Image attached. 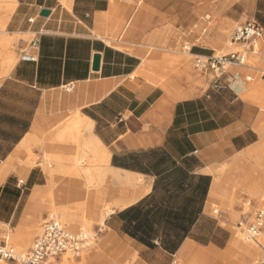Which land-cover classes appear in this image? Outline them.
<instances>
[{"label":"crops","instance_id":"1","mask_svg":"<svg viewBox=\"0 0 264 264\" xmlns=\"http://www.w3.org/2000/svg\"><path fill=\"white\" fill-rule=\"evenodd\" d=\"M240 8L237 17H219L217 35L185 53L195 73L212 75L195 70L194 57L222 54L233 25L254 21L264 34V0H243ZM128 12L116 0H0V39L15 43L18 57L0 79V235L34 230L67 196L85 197L90 181L94 218L105 206L111 212L95 225L96 248L77 264L133 256L142 264H252L258 253L227 229L244 207H224L219 195L222 184L260 177L254 161H245L259 143L260 102L250 97L243 72L224 74L218 87L212 75L203 89L185 68L176 83L178 74L165 77L166 55L132 41L149 36L152 17L133 9L125 18ZM35 38L38 46L28 48ZM24 49L35 61L21 60ZM84 156L91 164L75 163ZM88 166L86 179L64 169ZM247 193L260 194L255 187Z\"/></svg>","mask_w":264,"mask_h":264},{"label":"rangeland","instance_id":"2","mask_svg":"<svg viewBox=\"0 0 264 264\" xmlns=\"http://www.w3.org/2000/svg\"><path fill=\"white\" fill-rule=\"evenodd\" d=\"M118 4H128L129 6V12L125 18L128 17L130 12L135 9L136 13L135 16L141 11L142 14H147L152 17L151 21L149 22V28L148 32H150L149 36L145 37L142 40H139L137 37H133L132 41H136L133 43L142 44V45H150L153 47H156L160 53L166 55V59L169 60L173 65H168V68H170L171 72L170 75L178 73H182L184 70V65H189L191 67V71H188L189 77L195 78L198 83L197 86L201 89L206 87V84L209 80H212V75L209 73L206 74H200L199 72L195 73L192 70V57H188L189 54H186L188 52V49L191 47L192 43L194 42H203L206 38L212 37L213 35H217L218 33V25L217 21L219 17H228V18H234L240 15L241 12V6L243 0H141L140 3H138L139 0H116ZM145 6V8H144ZM141 9H144L143 11ZM134 16V17H135ZM205 17H210V22L212 23L210 27L208 26L209 21L205 20ZM248 21H243L241 24L233 25L228 32L224 36V43L228 45L230 44V38L233 33V31L238 28L240 25L244 24ZM121 24L115 25V33H118L120 31ZM123 26L129 25L128 22H123ZM196 28H195V27ZM206 32L204 33V31ZM29 38L24 39V41H28ZM232 49L228 51H223L222 54H216L215 55H225L230 52L240 50V47L237 45H231ZM15 43L11 44L10 42L4 41L0 39V67L5 64L7 59H16L18 58L15 54ZM264 51L262 46V39L258 43L256 54L255 55H248L246 60V68H230L226 72V74L229 73H236V72H243L244 81L249 85V92L250 97L254 90L259 91L261 94L258 96L260 98H254L257 102H260L261 115V128L259 131V143L257 146L262 149L261 152H263L264 148V135L261 137V133L264 131V84L261 83L260 80V73L264 71V64L259 63V57L261 53ZM6 74L0 73V79L5 77ZM183 77V76H180ZM178 78H173V82L176 83ZM250 80V81H249ZM248 81V82H247ZM262 87H259L261 86ZM263 100V101H262ZM263 154V153H262ZM253 158H246L245 161L253 165H255L254 175L260 174V177L253 180V182H241L238 184H232L228 186V184H222L224 187V190L219 195V201L222 202V200L225 202L224 207H230V204L236 203L237 205L241 206L243 205L244 211L241 219L239 217L236 218L233 228L227 227V229L234 234L239 240L245 241V235L243 231V227L240 230L236 229V223H239L240 220L243 219H250L255 212L257 206L260 203V200L264 198V155L262 156V163H256L255 157ZM50 158V156H48ZM84 162V164H91V161L87 160V156H84L81 160H75L76 164H81ZM252 163V164H251ZM46 164V162L44 163ZM44 168V166L42 167ZM55 168V167H53ZM61 168V167H58ZM64 168V167H62ZM61 168V169H62ZM64 169H69L71 171V174H80L85 179L90 177L91 174V167H68ZM78 170V171H77ZM228 169L225 167L223 169H220L217 174L222 176L227 172ZM20 179L23 180V176L20 175ZM91 179V178H90ZM89 182L84 183V194L85 197L79 198V200H74L69 198L66 199V205H63V207L54 208L51 211L48 212V215L55 216L59 219L62 224L69 227V225L75 221L70 219L71 216L69 215H75L79 216V220L76 221L77 224L82 226L83 228H79L76 230H73V232L78 231H84L88 232L90 234L94 233L95 225H101V222L98 220V216L94 218V211L92 206V199L90 198L91 195V185H88ZM227 187L229 188V191L227 190ZM250 187H255L258 189L260 194L256 198L249 197L247 193V189ZM58 187H56L57 189ZM60 193H64V189L60 190ZM225 194V195H224ZM63 199V198H62ZM63 201V200H61ZM65 202V201H63ZM250 203V205H249ZM60 206V205H59ZM66 206V207H65ZM109 207L105 206L102 208L103 212L100 216L104 214L106 210H108ZM213 210L220 213L222 211V207L220 205L214 206ZM240 214H238L239 216ZM81 217V218H80ZM98 218V219H97ZM68 219V220H67ZM251 220V219H250ZM249 220V221H250ZM42 220L36 225L35 229L32 231H27L24 233H21L19 235H12L10 232H4L0 235V244L2 242H7V244L14 248L16 252L19 254L26 253L29 248L31 247L34 239L40 234ZM87 225V226H85ZM8 235H10V240H8ZM11 236L16 238V242L21 243L18 245V249L15 246V243L11 239ZM27 240V241H25ZM25 241L24 243H22ZM264 236L258 237L255 242L253 243H247L250 249H253L258 253V257L256 261H254L252 264H260L262 259V247L264 246ZM96 248L95 244H91L89 249L81 254L79 259H74L68 256H65L61 258L60 260H57L53 262L52 264H77L78 261L85 262L87 258L89 257L90 253ZM117 264H131L130 261L124 260L122 258L116 260Z\"/></svg>","mask_w":264,"mask_h":264},{"label":"built area","instance_id":"3","mask_svg":"<svg viewBox=\"0 0 264 264\" xmlns=\"http://www.w3.org/2000/svg\"><path fill=\"white\" fill-rule=\"evenodd\" d=\"M262 34L263 30L258 24L254 21L246 22L236 28L230 38L231 44L239 46L240 50L225 55L196 56L193 62L195 70L211 72L214 77V85L218 87L221 77L226 74L228 69L244 67L248 55L256 53L258 41ZM37 46L38 40L35 38L29 43L28 48ZM20 55L21 60L25 62L35 61L27 49L22 50ZM260 78L264 79V71L260 73ZM71 89L68 86L65 91L70 92ZM18 183L22 184V181L20 180ZM249 220H240L237 227L244 226L245 237L252 241L264 230V198ZM95 239L96 234L93 235L84 231L73 232L62 224L57 217L50 215L43 220L40 234L34 239L26 253L19 254L5 243L0 245V263L52 264L65 256L79 259ZM261 251L260 264H264V246Z\"/></svg>","mask_w":264,"mask_h":264},{"label":"bare ground","instance_id":"4","mask_svg":"<svg viewBox=\"0 0 264 264\" xmlns=\"http://www.w3.org/2000/svg\"><path fill=\"white\" fill-rule=\"evenodd\" d=\"M140 1L141 0H139L138 1V3H140ZM264 38V34H263V36H262V38L261 39H263ZM109 45H111V46H113V47H115V48H117V49H120V50H125V51H127V52H132L133 51V49L132 48H127V47H123V46H121V45H114V44H112V43H109ZM230 49H232V46L231 45H227L226 46V48H225V51H228V50H230ZM223 53V52H222ZM141 58L143 59V61H145V59L147 58V56L146 55H144V54H142L141 55ZM165 58H166V56H165ZM15 63V61H14V59H7V61L5 62V64H4V72H2V73H4V74H6V72L13 66V64ZM184 68H185V71L186 72H188V71H191V67L187 64V65H184ZM170 72H171V70H170V68H165L164 69V73H166L165 74V77H169L170 78ZM177 74H178V76L180 77V76H185V75H187L185 72H182V73H178L177 72ZM262 90H264V88H262ZM258 94H259V92L257 91V93L255 92L254 93V95H251V97H254V98H258ZM82 122H83V126H85V128H86V130H89V126L87 125V121L86 120H84V119H82ZM261 135H264V131L261 133ZM97 147H98V144H97V142H91L90 144H89V148L91 149V151H94V149H97ZM263 148H264V146H263ZM100 149V148H99ZM262 151V149L261 148H259V146H257V147H255V149H254V151H253V153H252V155L255 157V161H256V163H262V156L264 155V150H263V152H261ZM100 153V152H99ZM263 153V154H262ZM100 157L99 158H101L100 160H102L103 162L106 160L105 159V153L102 151V153L99 155ZM47 168H49V167H47ZM88 185H91V182L89 181V184ZM111 212V209L109 208L108 210H106L105 212H104V214L102 215V216H98V220L101 222V224H102V221H103V219H104V217L105 216H107L109 213ZM69 216H71L70 217V219H72L73 221H75V222H73V223H71L70 225H69V229L71 230V231H73V230H76V229H79V228H82V229H85V228H87V227H85V228H83V224H82V226H80L79 224H77V222L76 221H78L79 219V216H73V215H69ZM81 218V217H80ZM251 219V218H250ZM68 220V219H67ZM62 223V222H61ZM85 226H87V225H85ZM243 228H245L244 226H242ZM242 227H240L239 229H242ZM80 230V229H79ZM243 231H244V229H243ZM245 235V234H244ZM260 235L261 236H264V230H263V232L262 233H260L259 234V236L258 237H260ZM14 236V235H13ZM257 237V238H258ZM256 238V239H257ZM8 240H10V235H8V238H7ZM11 239L13 240V242L15 243V246L17 247V249H18V245L19 244H21V243H18V242H16V238H14V237H12L11 236ZM256 239L255 240H248L246 237H245V241L244 242H246V243H253V242H255L256 241ZM25 241H27V240H25ZM25 241H23L22 243H24ZM264 245V244H263ZM0 264H6V263H0ZM63 264H65V263H63ZM131 264H142V263H140L137 259H136V257H132V263Z\"/></svg>","mask_w":264,"mask_h":264},{"label":"water","instance_id":"5","mask_svg":"<svg viewBox=\"0 0 264 264\" xmlns=\"http://www.w3.org/2000/svg\"><path fill=\"white\" fill-rule=\"evenodd\" d=\"M48 15V11H45L43 10L41 13H40V16H47ZM98 66H99V56L95 55L93 57V70L96 71L98 69Z\"/></svg>","mask_w":264,"mask_h":264}]
</instances>
